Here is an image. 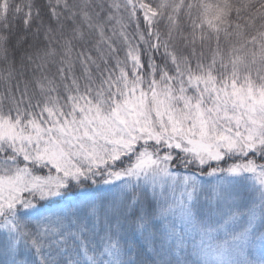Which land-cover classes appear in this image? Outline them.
<instances>
[{
    "label": "snow or ice",
    "instance_id": "6c2138e0",
    "mask_svg": "<svg viewBox=\"0 0 264 264\" xmlns=\"http://www.w3.org/2000/svg\"><path fill=\"white\" fill-rule=\"evenodd\" d=\"M0 264H264V0H0Z\"/></svg>",
    "mask_w": 264,
    "mask_h": 264
}]
</instances>
